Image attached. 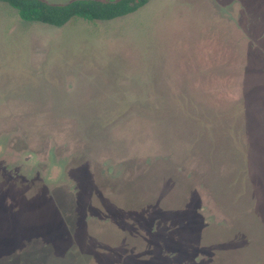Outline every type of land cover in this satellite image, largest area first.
<instances>
[{"label": "rangeland", "instance_id": "1", "mask_svg": "<svg viewBox=\"0 0 264 264\" xmlns=\"http://www.w3.org/2000/svg\"><path fill=\"white\" fill-rule=\"evenodd\" d=\"M0 264H264V0L0 1Z\"/></svg>", "mask_w": 264, "mask_h": 264}, {"label": "trees", "instance_id": "2", "mask_svg": "<svg viewBox=\"0 0 264 264\" xmlns=\"http://www.w3.org/2000/svg\"><path fill=\"white\" fill-rule=\"evenodd\" d=\"M17 11L21 20L62 26L72 17L86 20H111L131 12L149 0H71L50 4L43 0H0Z\"/></svg>", "mask_w": 264, "mask_h": 264}, {"label": "crops", "instance_id": "3", "mask_svg": "<svg viewBox=\"0 0 264 264\" xmlns=\"http://www.w3.org/2000/svg\"><path fill=\"white\" fill-rule=\"evenodd\" d=\"M130 14V13H129ZM126 15H128V14H126ZM123 16H125V15H123ZM120 17H122V16H120ZM118 18V17H117ZM115 19V18H114ZM111 20H113V19H111Z\"/></svg>", "mask_w": 264, "mask_h": 264}]
</instances>
